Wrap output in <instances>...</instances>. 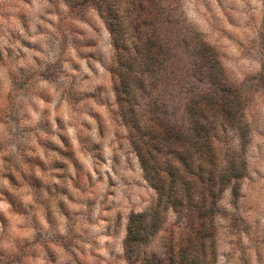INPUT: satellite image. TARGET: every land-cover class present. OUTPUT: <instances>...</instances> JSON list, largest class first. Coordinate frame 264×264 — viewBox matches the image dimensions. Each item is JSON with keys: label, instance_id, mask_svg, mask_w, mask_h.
Here are the masks:
<instances>
[{"label": "rangeland", "instance_id": "rangeland-1", "mask_svg": "<svg viewBox=\"0 0 264 264\" xmlns=\"http://www.w3.org/2000/svg\"><path fill=\"white\" fill-rule=\"evenodd\" d=\"M172 2L158 22L167 53L155 68L165 76L177 72L169 87L148 76L127 111L117 99L125 70L94 5L78 11L73 0H0V188L7 179L21 196L29 198L28 193L46 205L49 242L75 264H252L240 233L264 243L258 220L249 223L228 211L239 184L229 192L231 184L192 181L198 154L191 160L181 153L196 152L191 96L213 90L211 70L197 68L198 47L207 45L218 64H230L244 46L245 34L234 20L237 0H196L204 10V15L192 11L200 42H189L178 27ZM126 36L134 37L133 30ZM259 41L264 46V32ZM181 47L184 55L178 54ZM248 67L255 71L256 66ZM250 80L238 93L229 88L231 101L250 87L264 86V77ZM53 100L52 107L39 103ZM212 123L213 146L233 138L230 131L247 144L251 128L239 113ZM140 156L159 166L174 160L182 167L192 182L182 207L167 200L174 193L165 185L160 199ZM236 166L242 177L243 167ZM7 194L19 206L13 193ZM4 213L0 204V219ZM132 222L143 230L144 241L135 247L127 242ZM161 233H167L166 241ZM45 250L49 259L59 255L50 246ZM256 255L259 264L260 252Z\"/></svg>", "mask_w": 264, "mask_h": 264}, {"label": "clouds", "instance_id": "clouds-1", "mask_svg": "<svg viewBox=\"0 0 264 264\" xmlns=\"http://www.w3.org/2000/svg\"><path fill=\"white\" fill-rule=\"evenodd\" d=\"M236 7L234 20L245 34L244 46L237 57L230 58V64L219 66L225 88H232L238 93L245 83H252L250 78L264 77V46L259 41L260 34L264 32V0H237ZM171 8L178 27L187 35L189 42H200L196 34L197 28L192 22V11L197 9L204 15L202 5L196 0H174ZM208 23H213L210 17ZM177 51L179 55H184L183 47ZM250 64L256 66L255 71L249 70ZM39 103L41 107H52L56 100H53L52 105ZM235 103L238 105L240 120L251 128L247 144L242 143L239 135L233 136L231 131L230 137L233 138L224 143H214L217 163L221 168L230 169L236 164L241 165L244 171L239 181L231 180L229 192H233L237 184L239 187L237 195L232 197V204L228 205V211L249 223L258 220L261 228H264V132L258 131L264 129V86L250 87L242 95H236ZM19 178L17 174V179ZM2 184L0 204H3L5 213L0 219V264H63L65 260L75 264L57 244L49 242V224L45 220L46 205L30 198L28 193L25 196L29 198H24L18 189L11 187L7 179H3ZM9 192L13 193L12 197L19 206L13 204L7 194ZM240 235L248 248L252 264H257V251L260 252L259 264H264V243L254 242L249 236H244L243 232ZM160 237H164L166 241L167 233H161ZM49 246L59 255L49 259L45 250Z\"/></svg>", "mask_w": 264, "mask_h": 264}, {"label": "trees", "instance_id": "trees-1", "mask_svg": "<svg viewBox=\"0 0 264 264\" xmlns=\"http://www.w3.org/2000/svg\"><path fill=\"white\" fill-rule=\"evenodd\" d=\"M78 11H84L90 5L98 10L105 19L110 29V34L113 38L118 55L121 58V67L125 72H120V91L117 92L118 103L122 107H128L129 111L134 102L138 99L137 88L144 87L145 79L148 76L155 82L170 86L167 81L173 74L177 72L174 68L168 75L161 73L155 67L162 64V59L165 58L167 47L162 43L160 35V25L164 14V7L173 0H73ZM153 27L149 29L150 27ZM128 29H132L134 37L127 38ZM149 30V31H148ZM199 53L196 62L199 71L203 67L210 71L213 90H208L203 95H193L190 99L189 115L195 120L193 129L196 136V152L188 148L181 152L188 159H194L198 154L197 162L199 165L197 173L192 181L199 179H207L210 182L219 181L221 183L231 184V180H240L241 171L234 164L232 168H221L217 163L215 147L213 146V135L210 133L209 123L213 124L214 120H224L225 117L235 119L238 114V105L231 101L233 94L229 88L223 85V74L218 60L214 57V53L207 45L198 47ZM140 67V71L137 68ZM204 68V69H205ZM150 78V79H151ZM155 84V83H153ZM194 84H189L192 87ZM128 123H133V115L127 114ZM163 122V121H162ZM160 128H163V123ZM152 128L153 125H152ZM245 128V127H244ZM243 128V129H244ZM159 131L162 129L157 128ZM241 129V130H240ZM238 131L242 132L241 126ZM155 141V140H153ZM160 142H152L153 145H158ZM179 156L178 152H174ZM143 170L148 176L154 178L153 185L157 189L160 199L165 196L163 186L165 185L168 191L174 193V198L171 200L170 195H167V200L171 201L174 208L183 206V196L191 190L190 183L186 180L181 166H177L174 160L166 161L159 166L148 161L145 156H140ZM219 169V170H218ZM164 173V174H162ZM142 228L134 222L129 226V234L127 242L130 247H135L143 243ZM145 264H152L146 262ZM164 264V263H160Z\"/></svg>", "mask_w": 264, "mask_h": 264}]
</instances>
